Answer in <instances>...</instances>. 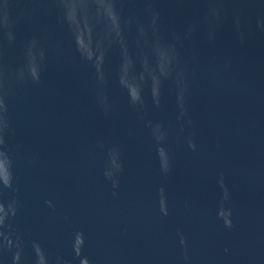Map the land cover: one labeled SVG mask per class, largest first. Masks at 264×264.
Listing matches in <instances>:
<instances>
[{"label": "water", "instance_id": "95a60500", "mask_svg": "<svg viewBox=\"0 0 264 264\" xmlns=\"http://www.w3.org/2000/svg\"><path fill=\"white\" fill-rule=\"evenodd\" d=\"M0 264H264V0H0Z\"/></svg>", "mask_w": 264, "mask_h": 264}]
</instances>
